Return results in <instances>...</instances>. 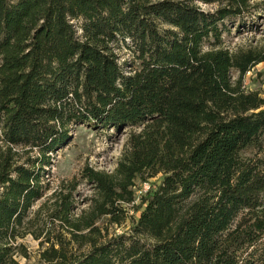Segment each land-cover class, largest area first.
Wrapping results in <instances>:
<instances>
[{
  "label": "trees",
  "instance_id": "obj_1",
  "mask_svg": "<svg viewBox=\"0 0 264 264\" xmlns=\"http://www.w3.org/2000/svg\"><path fill=\"white\" fill-rule=\"evenodd\" d=\"M257 10L264 0H0V264H20L27 235L46 264H264V97L241 85L264 46L222 41ZM79 125L129 131L112 172L86 166L52 190ZM158 175L128 232L110 234L136 181ZM81 181L92 193L78 209Z\"/></svg>",
  "mask_w": 264,
  "mask_h": 264
},
{
  "label": "rangeland",
  "instance_id": "obj_2",
  "mask_svg": "<svg viewBox=\"0 0 264 264\" xmlns=\"http://www.w3.org/2000/svg\"><path fill=\"white\" fill-rule=\"evenodd\" d=\"M197 5L204 11H211L214 5ZM242 24V25H239ZM239 25V26H238ZM228 32L222 34L223 47L231 53L246 51L264 46V15L258 10L253 12L241 22L234 24H226ZM122 58L119 61H129V56L125 50L122 51ZM231 80L237 79V72H230ZM242 89L245 92H256L264 97V64H258L252 68L242 79ZM128 129L115 131L114 129L95 131L84 125L76 126L70 133L69 141L59 150L52 167L51 186L52 190L59 184L61 180H69L74 176H78L84 167H90L96 171L112 172L116 167L117 161L123 150L124 143L127 138ZM254 149H249L243 153V156L250 157L255 154ZM260 157H264V139H262V150L259 152ZM161 179L158 175L154 179L146 182L136 181L135 187L132 189L134 193V202L131 205L123 206L127 212L126 221L119 227L111 226L110 234H121L128 232L129 218H135L137 213L136 206L139 204L140 198L144 197L153 185L157 184ZM49 191L45 197L49 196ZM90 186L81 181L76 190V199L79 202L78 209L85 208V199L91 195ZM43 200L36 203L35 210ZM105 219H101L98 225H102ZM25 250L26 257H18L20 264H46L40 259V247L38 241L33 239L31 235L25 236L18 241Z\"/></svg>",
  "mask_w": 264,
  "mask_h": 264
}]
</instances>
